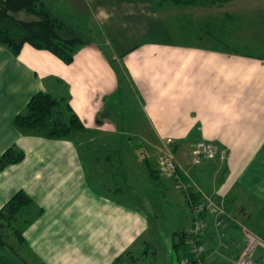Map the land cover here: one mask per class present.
<instances>
[{"label":"crops","instance_id":"0c3cea01","mask_svg":"<svg viewBox=\"0 0 264 264\" xmlns=\"http://www.w3.org/2000/svg\"><path fill=\"white\" fill-rule=\"evenodd\" d=\"M47 1L57 11L63 7L78 18L85 17L90 30L97 27L98 37L79 47L70 64L29 44L19 56L0 44V156L12 145L26 153L21 162L0 171V209L22 189L44 209L24 233L28 247L41 261L115 264L128 250L147 252L151 242L146 236L153 225L144 210L119 196L127 187L118 182L113 168L108 169L113 160L110 149H106L110 154L104 152L102 159L93 160L92 167L104 162L96 186L76 140L49 139L14 126V117L40 91L58 97L59 112L66 119L74 112L88 129L85 134L92 135L126 133L125 125L120 128L111 122V114L125 94L132 95L147 125L134 123L139 134H152L161 142L170 139L178 148L207 141L227 150L226 161L210 159L192 167L187 179L193 191L200 192L194 183L202 188L201 201L211 198L236 214L235 206L226 203L230 194L242 199L241 192L244 199L264 203V58L236 50L230 41L221 40L227 35L220 39L212 30L206 35L193 33L197 42L177 40L163 28L164 19L152 0ZM128 17L138 19L130 24ZM159 28L162 37L131 44L132 34ZM104 29L111 54L102 46ZM158 161L151 163L159 171ZM128 172L125 177L133 182V170ZM148 177L154 189L160 187L163 199L169 198L167 203L173 199L185 208L182 230L172 231L174 245L177 232L191 229L187 193L161 171L157 178L149 171ZM125 198L140 199L135 191ZM248 200L243 208L251 205ZM143 203L149 206L145 199ZM214 218L207 212L204 219L205 263L230 264L246 246L245 225L236 220L239 225L229 222L222 229ZM259 254L256 264H264Z\"/></svg>","mask_w":264,"mask_h":264},{"label":"rangeland","instance_id":"374dc122","mask_svg":"<svg viewBox=\"0 0 264 264\" xmlns=\"http://www.w3.org/2000/svg\"><path fill=\"white\" fill-rule=\"evenodd\" d=\"M158 1L159 0H152V3L155 7L157 6L156 9L159 10L162 19H164L163 23L165 27L163 28L171 30L173 37L177 40H184V42L187 40L188 42L193 40L197 42V34L194 35L193 33L203 31L202 33L206 35L212 30L213 33L220 34L219 38L220 36L222 38L224 35H227L226 40L225 38L220 39L224 42L230 41L236 50L252 54L253 57L264 58V0H226L224 2L219 0L220 2L218 1L215 5H210L207 1L197 0L195 4L175 5L168 3L162 7L158 6ZM62 9L63 7H61V10L59 11H62ZM70 11L72 10L64 11L63 9V12L70 14L72 19H79V21H81L82 30L87 36L92 38L98 37L96 26L94 30H90L91 23L84 19L85 17L78 18L76 17L77 15H74ZM29 17L30 16L26 14L22 15V18ZM137 19L138 18L134 17L127 18L128 23L130 24L132 23V20ZM160 31L159 28L146 34H132L130 42L133 45H140L151 41V39H158V37H162V35H158L160 34ZM103 33L106 36H109L106 29L102 30V40L104 42V44L102 43L103 49L106 53L111 54L110 48L105 44L107 37H104ZM222 47L225 46L222 45ZM126 85L127 84L124 82V89H126ZM134 98L135 97L132 95L125 94L122 98L123 100L121 104L118 103L116 107L114 106V112L111 114V122L116 126L118 125L120 128L125 125L126 133L122 134L121 132H115L108 135L103 132H96V134L93 135L84 134L81 136H75L73 139L80 144V150L86 163L90 181L96 186H99L96 182V177L102 178V163L104 162L99 161L96 168L92 167L94 164L93 160L99 157L102 159V154H104V152H110H107L106 149L111 150L113 160L109 163L108 169L113 168V171H116V174H118V182L121 181V184L124 187H127L124 193L119 194V196H122V198L126 199L129 203L138 205L151 219L153 225L152 230H150L146 236V239L151 242V247H148V250H146L147 252H141L142 250L145 251L144 248L137 252L132 249L128 250L125 253L124 261L121 264H179L183 255L182 253H176L174 250L172 231L182 230V216H185V208L180 209L178 203L173 201V199L167 203L169 198H166V200L163 199L162 192L159 191L160 187L153 188V182L150 183L148 181L149 170L146 168L143 160L149 158L150 161L154 162L158 161L162 155L170 154L174 161L185 172L192 176V167L200 165L205 160H210L204 159L201 160V162H196L193 155L195 149L194 145L198 142H209L197 141L193 144H180L178 148V145L173 143L170 139L161 142L152 134H139L138 132H140V129H134V123L140 125L141 122L144 123L145 121L142 116L141 108ZM144 125L147 126L146 123H144ZM217 151L219 152L216 157L211 160L219 159L221 162L226 161L228 157L227 150L217 148ZM222 151H224V158H221L220 156ZM136 161H138L137 166ZM157 164L159 171H161L159 161ZM129 169L133 170V182L129 177L126 179L124 174L126 172L128 176ZM98 171L99 174H97ZM186 184H188V187H192L189 180ZM193 187L200 192L203 191L202 188H199L197 183H194ZM133 191L138 193L140 198L138 201L125 198L126 195H130V192ZM181 191L184 192V190ZM185 192L187 193L188 191L185 190ZM240 194L242 199L236 198L237 200L235 199V193L230 194L235 200L232 199L233 204L229 202V205L231 207L235 206L237 214L235 210L225 209L223 203L219 204L214 200L218 205L222 206L223 210L226 211V213L217 212V214L219 213L218 216L215 214V224L217 226L219 220L223 221V226L221 225L219 228L221 227L224 229L229 222L233 224L237 220L239 223H243L246 229L251 230L262 238L259 233H256V226L260 224L263 218L260 209L264 203L261 202L260 204H255L252 199H244L246 198L245 194L239 192V195ZM144 199L145 202H148L149 206L146 207L144 203L142 204ZM243 199L251 202L252 207L250 205L249 207L243 208ZM205 200L207 201L206 198ZM189 204L192 206L194 202L190 201ZM191 206L190 213L191 219H193L194 214ZM192 226L193 225H191V229ZM191 229L189 233L191 232ZM260 252L261 250L259 253ZM0 253L11 258L18 264L44 263L34 254V252L31 251L27 242H22L14 231L8 227H0Z\"/></svg>","mask_w":264,"mask_h":264},{"label":"trees","instance_id":"16d2710c","mask_svg":"<svg viewBox=\"0 0 264 264\" xmlns=\"http://www.w3.org/2000/svg\"><path fill=\"white\" fill-rule=\"evenodd\" d=\"M202 1L215 5L219 0ZM195 2L197 0H159L158 6L162 7L168 3L189 5L195 4ZM23 14L32 18H22ZM71 19V15L57 11L56 7L47 0H0V44L8 47L14 56H19L23 47L29 44L36 49L47 50L64 63L70 64L74 61L76 50L93 41L92 37L87 36L82 30L81 21ZM60 104L61 100L55 95L40 91L31 97L25 111L14 117L13 124L19 131L35 133L49 139H71L84 135L88 129L80 117L72 112V108L68 105V109L72 113L66 119L58 110ZM25 156V152L17 145L10 146L0 156V171L11 164L22 161ZM144 161L147 163L151 175L157 178L159 176L158 169L152 165L149 158H145ZM178 173L188 181L181 169H178ZM187 191L189 202L202 203V193L193 191L192 188ZM232 199H234L233 196L229 195L226 203ZM260 211L263 218L256 226V233H259L264 239V205ZM43 213L44 209L35 202L28 192L22 189L17 191L0 209V227L11 228L22 242H26L25 230ZM206 216L207 212L204 211L202 217L205 219ZM176 235L178 240L173 245L175 252L182 253L183 258L190 257L191 264H199V261L191 253V246L188 243L191 234L182 231L177 232ZM199 244L203 245L202 237ZM259 255V259L262 261L263 253L260 252ZM124 258L125 254L118 257L114 263L121 264ZM201 259L206 264L204 253ZM0 264L18 263L0 253Z\"/></svg>","mask_w":264,"mask_h":264},{"label":"built area","instance_id":"2783aa9c","mask_svg":"<svg viewBox=\"0 0 264 264\" xmlns=\"http://www.w3.org/2000/svg\"><path fill=\"white\" fill-rule=\"evenodd\" d=\"M195 149L193 151L194 160L196 162H201V160L204 159H213L216 157L217 148L210 143L206 142H198L194 145ZM221 158H224V151H222V154H220ZM161 172L164 174L171 176L172 178L176 179V185L181 190H188L191 188V186L188 187V184H186V180L181 178L180 174L178 173V169H182L173 159L172 155L170 154H164L159 159ZM186 178L189 177V174L185 171H183ZM207 201H202V203L199 204H192V211L194 214L193 220V226L190 232V238L188 240L189 245L191 246V253L195 256V259L199 261V264H204L202 261V254L204 252V248L202 245L199 244L203 230H204V218L202 217V213L204 211L210 212L212 214L219 213H226L225 210L222 209V206L218 205L217 202H215L211 198H207ZM221 207V208H220ZM217 214V216L219 215ZM223 226V221L219 220L217 222V226ZM245 229V234L247 237L246 246L241 252V254L234 259L230 264H256V258L258 252L261 250L263 251V262H264V239L260 238L257 234L252 232L249 229ZM181 264H191L190 257L185 256L181 259Z\"/></svg>","mask_w":264,"mask_h":264}]
</instances>
